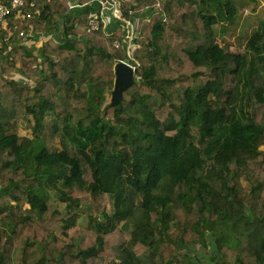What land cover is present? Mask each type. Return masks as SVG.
Instances as JSON below:
<instances>
[{"label": "trees", "instance_id": "1", "mask_svg": "<svg viewBox=\"0 0 264 264\" xmlns=\"http://www.w3.org/2000/svg\"><path fill=\"white\" fill-rule=\"evenodd\" d=\"M22 1L0 28V264H264V17L220 43L235 0H117L128 50L100 0Z\"/></svg>", "mask_w": 264, "mask_h": 264}, {"label": "rangeland", "instance_id": "2", "mask_svg": "<svg viewBox=\"0 0 264 264\" xmlns=\"http://www.w3.org/2000/svg\"><path fill=\"white\" fill-rule=\"evenodd\" d=\"M235 1L238 3L240 8L242 7L240 20L238 22L236 31H232L234 33H232L231 35H226L223 38L220 37L219 38L220 43L226 40L240 44L241 43L240 39L242 38L240 32H242L243 30H244L243 32H245V37H244V42H245L246 36H249L256 29V27L259 26L261 19L264 17V0H258L255 3H247L242 0H235ZM28 123H30L29 120L28 121L24 120L21 122V127L19 128L20 134L31 136L32 130L28 125ZM57 204L63 207V204L61 203H57ZM82 216H83L82 220L86 222L87 216L86 215H82ZM197 248L199 249V247ZM206 250L207 248L205 249L200 248V254L203 257V259H205L204 256L206 255ZM228 261L232 262L229 259Z\"/></svg>", "mask_w": 264, "mask_h": 264}, {"label": "built area", "instance_id": "3", "mask_svg": "<svg viewBox=\"0 0 264 264\" xmlns=\"http://www.w3.org/2000/svg\"><path fill=\"white\" fill-rule=\"evenodd\" d=\"M99 3L102 9H105V8L111 9L113 11L115 18L119 20L121 19V11L119 9V5L116 2H114L113 0H100ZM22 4H23L22 0H12L9 5L0 4V28L6 25L7 18L12 12V10L19 8L20 6H22ZM126 22H128V20ZM99 26H100L99 18L95 14L90 19L89 30H97ZM134 37H135L134 31L126 35L125 37L128 41V46H129L128 50H131V47H133L132 40L134 39ZM116 45H118L117 42H116ZM121 61L127 62L128 64L132 66L134 70L136 69L135 66L129 63L127 60H121Z\"/></svg>", "mask_w": 264, "mask_h": 264}, {"label": "water", "instance_id": "4", "mask_svg": "<svg viewBox=\"0 0 264 264\" xmlns=\"http://www.w3.org/2000/svg\"><path fill=\"white\" fill-rule=\"evenodd\" d=\"M134 69L125 61H119L115 66V82L112 90V104L117 105L123 99V92L134 83Z\"/></svg>", "mask_w": 264, "mask_h": 264}, {"label": "crops", "instance_id": "5", "mask_svg": "<svg viewBox=\"0 0 264 264\" xmlns=\"http://www.w3.org/2000/svg\"><path fill=\"white\" fill-rule=\"evenodd\" d=\"M113 1L116 2L119 5V2L117 0H113ZM74 7H76V5ZM100 18L103 21L104 27H105V29L108 32H114V31H116L119 28V26H122L123 35H124V38H125L126 35H128V34H130V33H132L134 31L135 22H134L133 19L132 20H128V22H122L119 19L115 18L114 14H113V11L111 9H109V8H105V9L101 8ZM120 23L123 24V25H121ZM47 36H44V37H47ZM32 37H36V36L32 35ZM125 40L127 41L126 38H125ZM32 41H33V39L31 40V42ZM41 41H42V38L36 37L34 43L39 46L41 44Z\"/></svg>", "mask_w": 264, "mask_h": 264}]
</instances>
